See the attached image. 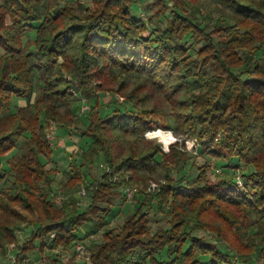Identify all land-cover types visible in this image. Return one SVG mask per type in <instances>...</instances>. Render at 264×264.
Instances as JSON below:
<instances>
[{"label":"trees","instance_id":"16d2710c","mask_svg":"<svg viewBox=\"0 0 264 264\" xmlns=\"http://www.w3.org/2000/svg\"><path fill=\"white\" fill-rule=\"evenodd\" d=\"M133 3L0 0V254L30 224L18 259L36 248L73 249L67 264H84L80 244L89 264L264 261V0H151L145 22ZM214 15L208 30L202 19ZM123 90L129 107L100 111L99 93ZM91 99L83 118L79 104ZM51 123L86 143L69 162L60 205L52 200L56 169L42 162L52 154ZM156 128L195 138L231 174L210 180L206 161L183 182L190 156L177 143L165 152L146 140ZM96 159L108 172L88 185L81 208L73 195ZM128 185L135 204L110 230L107 217ZM152 209L167 216V228L150 232ZM90 225L106 228L98 242L83 234Z\"/></svg>","mask_w":264,"mask_h":264},{"label":"rangeland","instance_id":"374dc122","mask_svg":"<svg viewBox=\"0 0 264 264\" xmlns=\"http://www.w3.org/2000/svg\"><path fill=\"white\" fill-rule=\"evenodd\" d=\"M133 10L136 12L138 17L142 22H145L148 18V16L151 15L152 9H149L147 7V4L151 0H133ZM168 17V14L161 18L162 24L165 22V18ZM218 16H210L202 19L203 24H206L208 26V30H211L218 22L217 20ZM9 22V21H8ZM186 40H188L186 38ZM190 54H194V49L191 48ZM258 58L260 61L264 62V52L258 55ZM127 90V89H126ZM123 90L122 92H109V91H103L102 93H99L97 96V101L100 106V111L109 110L110 108H113L114 106H125L124 97L123 94H127L128 91ZM14 102V101H13ZM95 101L94 99H91V101H82L79 104L78 107V114L84 118V116L87 115L88 111L92 110V107L94 105ZM20 104H23V101H21ZM129 107L128 105H126ZM168 106L164 103L162 108L167 110ZM86 120V119H85ZM157 129H161L163 131H170V134L175 138V140L169 142L166 144V142H163L160 140L159 136L165 134V133H155L150 134L149 136L144 135L146 140H157L160 142L162 149L165 152L169 151L170 144L177 143L178 148L181 151L188 152L190 156V160L186 163L185 167L183 168L180 175H183V182L184 181H192L194 176L197 173V168L204 164V162L209 161L210 168L208 169V176L210 180H215L216 178L223 177L225 175L228 176V174H231L230 172H226L224 167L221 166V162L214 161L210 156L204 152H200L199 149V143L195 138H189L187 136L178 137L175 134L172 133L171 130H164L162 128H156L149 131H155ZM53 132L54 135L51 133ZM47 134H51L53 136L52 139H48L49 142L52 145V154L48 158L42 157V162L45 166V168L50 169L54 168L56 169V174L53 175V178L55 180V184L52 186L53 188V197L52 200L55 204L60 205L62 199L67 198V196L63 193L61 190V184L68 178L70 171H69V162L73 159L79 160V151L81 148H84L86 146V143L83 139H80L77 134L73 131L64 130L58 127L57 124L51 123L49 128L46 130V138ZM193 142V145L191 143ZM17 152L11 151L8 154H6L3 158V163L5 160L11 158L14 156ZM4 166L7 167V165L4 163ZM8 168V167H7ZM108 172L107 166L103 162V160L96 159L93 163L88 165L84 168L85 173V181L84 183L78 187L75 191V194L73 195L74 199H76L81 208L85 207L89 203V197L87 196L88 193V185L91 182L97 181L100 176L103 174V172ZM173 176H175V173H172ZM116 179H119L120 177L117 175L115 176ZM114 178V179H115ZM156 185L155 182H152L149 184ZM126 188H134L132 185H128ZM125 189V188H124ZM124 189L122 192L124 193ZM154 190V189H149ZM84 192V194H82ZM59 198H62L61 200ZM135 198H132L131 200H127L126 198L117 200L114 211L111 213L107 218L109 219L107 228L113 231H118L124 217L132 211V207L135 204L134 202ZM57 201L59 203H57ZM150 221H149V229L150 232L155 231L157 228H167V216L164 213L155 211L152 209L150 211ZM34 226L30 224L22 225L21 227H18L15 229V234L17 236V243H9L6 245V253L5 255L0 254V264H9L10 261L14 259V264H46L48 257H55L60 259V264H67L68 259L73 254V249L67 253V254H59L54 255L52 252L45 250L43 253L39 252L37 248L34 251L28 252L26 256L22 258H17L16 254L18 251V246L22 244V242L28 238L31 231L33 230ZM106 230V228H100L96 229L93 226H84L82 231L83 234L87 236V239L89 241H95L98 242L101 239L102 232ZM198 235L203 236L205 235L207 238L214 240L215 239L210 235L205 233L204 231H199ZM88 242L86 241L85 244ZM221 244V243H220ZM80 245V244H78ZM224 245V244H222ZM77 246V245H76ZM225 246V245H224ZM79 260L84 261V264H89L88 261V254L85 252L83 255H81ZM164 258L163 256H161ZM79 261V262H80ZM86 262V263H85ZM243 264H264V261H255L253 259L244 261Z\"/></svg>","mask_w":264,"mask_h":264},{"label":"built area","instance_id":"2783aa9c","mask_svg":"<svg viewBox=\"0 0 264 264\" xmlns=\"http://www.w3.org/2000/svg\"><path fill=\"white\" fill-rule=\"evenodd\" d=\"M168 132H170V131H168ZM51 134L54 135L53 132ZM51 134H47V139L50 140L53 138V136ZM150 134H154V131H147L145 133L146 136H149ZM173 140H175V138L172 136V134H170V138L166 141V144L173 141ZM191 145H193V147H194L193 142L191 143ZM155 188H156V185L154 186V184H151L148 187V189H155ZM82 194H84V192H82ZM136 194H137V192H136L135 188H125L124 189V196L127 200H131ZM59 199L61 200L62 198H59ZM59 202L57 201V203H59ZM76 251L78 252L79 255H83L85 253L82 245H77ZM13 262H14V259L12 261H10L9 264H14Z\"/></svg>","mask_w":264,"mask_h":264},{"label":"bare ground","instance_id":"6f19581e","mask_svg":"<svg viewBox=\"0 0 264 264\" xmlns=\"http://www.w3.org/2000/svg\"><path fill=\"white\" fill-rule=\"evenodd\" d=\"M160 140H162L163 142H166L169 138H170V133H165L161 136H159Z\"/></svg>","mask_w":264,"mask_h":264},{"label":"crops","instance_id":"0c3cea01","mask_svg":"<svg viewBox=\"0 0 264 264\" xmlns=\"http://www.w3.org/2000/svg\"><path fill=\"white\" fill-rule=\"evenodd\" d=\"M21 101H23V104H20ZM17 104L20 105V106H23V105H25V102H24V100H17Z\"/></svg>","mask_w":264,"mask_h":264}]
</instances>
